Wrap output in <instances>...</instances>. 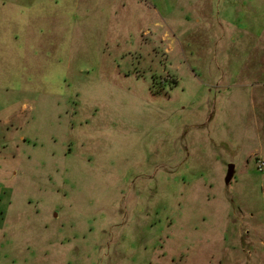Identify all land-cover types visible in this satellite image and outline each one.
I'll return each instance as SVG.
<instances>
[{
    "label": "rangeland",
    "instance_id": "374dc122",
    "mask_svg": "<svg viewBox=\"0 0 264 264\" xmlns=\"http://www.w3.org/2000/svg\"><path fill=\"white\" fill-rule=\"evenodd\" d=\"M209 1L0 0V264H264V0Z\"/></svg>",
    "mask_w": 264,
    "mask_h": 264
},
{
    "label": "crops",
    "instance_id": "0c3cea01",
    "mask_svg": "<svg viewBox=\"0 0 264 264\" xmlns=\"http://www.w3.org/2000/svg\"><path fill=\"white\" fill-rule=\"evenodd\" d=\"M213 1H209L208 2V0H206V3H207V5H205L203 8H204V10H205V12H201L202 13V18L201 17H195L194 18V23L196 24V25H199L200 24V22H204V23H208L209 22V20H207L208 19V17H210L211 16V14H214V11H215V9H216V7L219 5V4H217L216 3V5L214 4L215 2H213ZM195 4V3H194ZM214 5H215V7H214ZM193 6V4L192 5H190V6H188V8H190V7H192ZM185 9V8H184ZM220 9V8H219ZM225 9L226 8H224V11H225ZM152 10H153V12L154 13H158V11L156 10V9H153V7H152ZM157 11V12H156ZM201 15V14H200ZM218 16H219V19H220V21L222 22V24L223 25H227V23L228 22H226L225 20H226V16H222L221 15V13H220V11L218 12ZM222 26V25H221Z\"/></svg>",
    "mask_w": 264,
    "mask_h": 264
},
{
    "label": "water",
    "instance_id": "95a60500",
    "mask_svg": "<svg viewBox=\"0 0 264 264\" xmlns=\"http://www.w3.org/2000/svg\"><path fill=\"white\" fill-rule=\"evenodd\" d=\"M233 175H234V167L232 165H228L225 182H224L226 185L232 181Z\"/></svg>",
    "mask_w": 264,
    "mask_h": 264
},
{
    "label": "built area",
    "instance_id": "2783aa9c",
    "mask_svg": "<svg viewBox=\"0 0 264 264\" xmlns=\"http://www.w3.org/2000/svg\"><path fill=\"white\" fill-rule=\"evenodd\" d=\"M263 167H264V162H259V165H258V169L260 170V171H262V169H263Z\"/></svg>",
    "mask_w": 264,
    "mask_h": 264
}]
</instances>
